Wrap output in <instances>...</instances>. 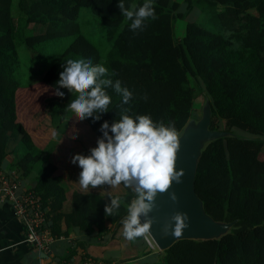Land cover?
I'll return each instance as SVG.
<instances>
[{
	"label": "trees",
	"instance_id": "1",
	"mask_svg": "<svg viewBox=\"0 0 264 264\" xmlns=\"http://www.w3.org/2000/svg\"><path fill=\"white\" fill-rule=\"evenodd\" d=\"M143 2L124 0L126 7ZM81 7L89 8L112 38L105 56L81 31ZM154 8L157 18L134 33L118 0H0V169L12 155L7 174L22 186L29 181L22 178L31 177V188L47 209L46 227L54 235L79 231L102 236L114 226L113 238L123 227L121 221L135 199L134 190L121 183L120 190L111 192L122 198L113 216H105L110 197L100 190L73 191L69 207L64 208L68 198L61 185L62 173L50 159L51 149L38 146L19 119L17 91L31 84L35 76L54 91L68 59L103 65L108 75L102 78L113 83L120 80L134 95L123 104L120 94L106 88L111 97L109 110L99 121L84 119L101 137V123L111 124L121 114L134 119L149 115L165 125L172 121L180 133L193 116L199 88L210 102L211 120L222 113L229 120L227 130L218 123L211 122L210 127L236 135L205 145L195 191L212 218L234 223L219 238L180 239L158 251L153 263L137 259L132 264H264V157L257 160V150L264 148V0H184V9L177 0H154ZM194 9L201 12L206 24L189 20L184 35L176 38L174 21ZM62 37L71 40L56 59L42 64L46 44ZM23 48L28 50L24 56ZM60 91L63 97L54 94L45 99L57 137L66 133L75 115L67 105L78 95L66 88ZM90 148L85 150L87 155ZM132 243L152 251L144 236ZM128 260L111 259L117 264Z\"/></svg>",
	"mask_w": 264,
	"mask_h": 264
},
{
	"label": "clouds",
	"instance_id": "2",
	"mask_svg": "<svg viewBox=\"0 0 264 264\" xmlns=\"http://www.w3.org/2000/svg\"><path fill=\"white\" fill-rule=\"evenodd\" d=\"M118 8L131 21L129 28L134 33L143 31L149 19L157 18L154 0H144L139 6L133 4L129 7L125 6L124 0H118ZM107 75L108 69L103 65H93L85 59H68L59 73L56 81L59 87H54V94L63 97L60 88L74 91L78 95L67 105L68 109L78 120L90 117L93 122L99 121L111 104L106 88L112 87L120 94L123 104L134 95L128 87L122 86L120 80L113 83L110 78H102ZM141 98L147 99L146 96ZM99 131L102 136L97 138L96 147L89 149L90 155L77 153L71 157L70 163L81 168L78 182L83 189L105 184L111 188L123 183L126 188L134 190L135 199L127 205V216L121 222L123 236L135 241L150 230L151 219L142 223L141 216H148L157 193L168 192L173 182H182L184 170H177L175 166L180 147L179 133L172 121L165 125L162 121L154 122L149 115H137L134 119L127 114H121L120 119L111 124L103 121ZM105 195L110 197V203L105 205L104 214L113 216L118 212L122 198L112 196L109 191ZM169 197L173 202L177 200L175 192H169ZM171 220L174 225L166 224L163 231L167 235L171 227V235L178 238L188 227L187 213L176 212Z\"/></svg>",
	"mask_w": 264,
	"mask_h": 264
},
{
	"label": "rangeland",
	"instance_id": "3",
	"mask_svg": "<svg viewBox=\"0 0 264 264\" xmlns=\"http://www.w3.org/2000/svg\"><path fill=\"white\" fill-rule=\"evenodd\" d=\"M177 1L180 2L181 8L184 9V0ZM78 20L81 25L82 33L87 37V39L94 43L99 49V51L102 53V55L105 56L112 42V38L108 36V31L93 15L91 10L87 7L80 8ZM189 20L198 21L202 24H206L205 18L201 14V12L198 9H194L189 12L185 18H177L174 21V36L176 38H181L184 35L186 22ZM70 40L71 37H62L60 39H55L47 43L45 46V55L43 57L42 64L46 63L47 65L51 61L56 59L58 55H60V53L63 51L65 46L70 42ZM27 51V49L23 48L20 52L24 56L25 54H27ZM37 68L38 65L35 66V69L33 70H37ZM37 78L38 76H35L31 84L21 86L20 90L17 91L18 117L38 146L42 148L47 146V148L51 149V159L57 163L62 175L68 173L70 179L77 182L79 179V173L81 172V168L78 166V164L70 163L71 157L77 153L87 155L85 150L90 147H96L98 136H96L90 130L85 120H78L75 115L71 117L66 129V133L64 135L57 137L56 134V136H53V133L56 132L55 129L52 127L50 117L46 112L45 99L49 96L54 95V91L53 89L39 82ZM198 86L201 88V84H198ZM196 93L198 95L194 98L192 117L199 118L201 115V108L206 97L201 94L202 92L199 88L196 89ZM211 122L212 125H215L216 123L220 124V127L222 129L227 130L229 128V120L227 115L224 113L212 117ZM235 132H237L238 134H245L238 130H235ZM72 136H75L76 138L72 139ZM262 157H264V148H262L261 150H257V160L261 159ZM11 159L12 155H8L6 157V162L3 169L6 172H8V169L10 167L9 163ZM19 178L21 179V177ZM30 178L31 177L29 176L27 178L22 179L29 180L28 182L30 183ZM106 186L109 185L105 184L102 187L98 186L96 187V189L104 190ZM120 189V185L111 188L109 186V190L112 191H118ZM113 227L114 226H111L109 228V231L105 233L103 240H107L109 242V240L112 239L110 233ZM119 230L121 231H119V235L116 234L118 235V239L115 243H119L118 245L123 247V252H121L123 255L122 258L131 257L132 255L130 254H133L134 251L132 252L131 250H125V248L127 249L128 243L131 241L127 240L123 236V227H121ZM147 238L151 240L149 235L146 233L144 235V241L146 242L147 246L150 249H154L155 252L160 251L157 249L156 245L153 243L152 240L151 242L154 248L150 247ZM110 245L114 249L113 243H110ZM151 258L153 257L146 258L145 261L153 263L156 260H152ZM129 259L130 260L128 261H137L134 260V258ZM118 264L124 263L120 262Z\"/></svg>",
	"mask_w": 264,
	"mask_h": 264
},
{
	"label": "water",
	"instance_id": "4",
	"mask_svg": "<svg viewBox=\"0 0 264 264\" xmlns=\"http://www.w3.org/2000/svg\"><path fill=\"white\" fill-rule=\"evenodd\" d=\"M212 109L208 98L204 99L199 118L191 117L179 133L180 147L177 152L176 169H183L182 182L172 183L168 192L157 193L154 200V207L148 216H141V222L151 219V227L147 233L157 249L163 251L180 239H216L226 234L234 222L215 220L204 209L202 200L195 191V175L198 161L202 151L209 142L224 137L235 136L230 131L212 129ZM169 192H175L177 200L173 202ZM176 212L187 213L188 227L183 230L180 237L165 235L163 228L166 224L174 225L171 217Z\"/></svg>",
	"mask_w": 264,
	"mask_h": 264
},
{
	"label": "crops",
	"instance_id": "5",
	"mask_svg": "<svg viewBox=\"0 0 264 264\" xmlns=\"http://www.w3.org/2000/svg\"><path fill=\"white\" fill-rule=\"evenodd\" d=\"M61 185L65 189L68 198L64 205L66 209L69 207V197L73 191L89 192L99 190L96 188H90L89 190L81 188L79 182L71 180L68 173L61 175ZM23 186L31 187L32 183L27 182ZM100 191L113 192L109 190V186H106L104 190ZM24 231L22 221L14 215L10 205L8 203H2L0 205V264H65L68 261L67 259L71 260L76 258L81 252L110 260L125 259L122 258L123 255L121 253L123 252V247L119 246V243H115L118 239L119 231H121L119 229L116 232L118 235L115 234L109 242L103 240L105 235L94 237L93 235L89 236L88 233L72 231L68 236L57 239L50 244L47 253L37 250L32 244L27 242ZM110 243H113L114 249ZM138 244L132 243V241L128 243L127 249L125 248V250L134 251L133 254H130L132 256L128 258H136L134 260H137L153 257L151 258L152 260L156 259L157 252L154 249L151 252H146L147 248L138 246ZM72 250L73 253L69 255V252ZM125 263L132 264L134 262L131 260Z\"/></svg>",
	"mask_w": 264,
	"mask_h": 264
},
{
	"label": "built area",
	"instance_id": "6",
	"mask_svg": "<svg viewBox=\"0 0 264 264\" xmlns=\"http://www.w3.org/2000/svg\"><path fill=\"white\" fill-rule=\"evenodd\" d=\"M8 203L24 226L25 240L37 250L47 253L49 246L64 236L54 235L46 227L47 209L42 205L41 197L31 188L24 187L12 175L0 169V205ZM150 247L153 244L148 239ZM65 264H117L107 258L97 257L81 252L76 258L66 261Z\"/></svg>",
	"mask_w": 264,
	"mask_h": 264
}]
</instances>
